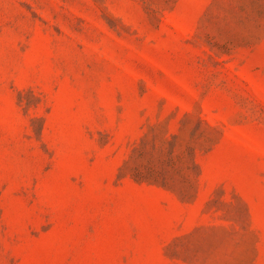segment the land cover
<instances>
[{
  "label": "rangeland",
  "instance_id": "1",
  "mask_svg": "<svg viewBox=\"0 0 264 264\" xmlns=\"http://www.w3.org/2000/svg\"><path fill=\"white\" fill-rule=\"evenodd\" d=\"M0 264H264V0H0Z\"/></svg>",
  "mask_w": 264,
  "mask_h": 264
}]
</instances>
